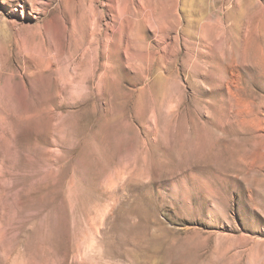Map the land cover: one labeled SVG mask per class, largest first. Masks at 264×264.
<instances>
[{
    "label": "rangeland",
    "instance_id": "374dc122",
    "mask_svg": "<svg viewBox=\"0 0 264 264\" xmlns=\"http://www.w3.org/2000/svg\"><path fill=\"white\" fill-rule=\"evenodd\" d=\"M0 264H264V0H0Z\"/></svg>",
    "mask_w": 264,
    "mask_h": 264
}]
</instances>
